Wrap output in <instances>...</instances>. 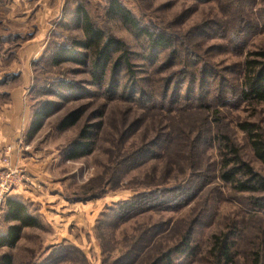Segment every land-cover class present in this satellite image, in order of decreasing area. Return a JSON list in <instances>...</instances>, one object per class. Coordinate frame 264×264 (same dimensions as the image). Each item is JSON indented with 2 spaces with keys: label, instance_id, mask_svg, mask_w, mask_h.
I'll list each match as a JSON object with an SVG mask.
<instances>
[{
  "label": "rangeland",
  "instance_id": "374dc122",
  "mask_svg": "<svg viewBox=\"0 0 264 264\" xmlns=\"http://www.w3.org/2000/svg\"><path fill=\"white\" fill-rule=\"evenodd\" d=\"M113 1L167 46L152 48L110 14ZM78 6L105 34L103 47L124 46L110 47L103 69L81 47ZM249 61L264 69V0H0V164L9 156L12 165L13 151L23 159L26 181L14 196L39 223L0 258L264 264V192L223 178V137L264 178L242 127L264 143V102L242 97ZM70 117L76 124L63 129ZM76 141H91V153L71 159ZM15 224L3 221L0 233Z\"/></svg>",
  "mask_w": 264,
  "mask_h": 264
},
{
  "label": "trees",
  "instance_id": "16d2710c",
  "mask_svg": "<svg viewBox=\"0 0 264 264\" xmlns=\"http://www.w3.org/2000/svg\"><path fill=\"white\" fill-rule=\"evenodd\" d=\"M109 13L121 18L127 25L131 26L134 30L141 31L146 39L150 42V45L154 49H163L167 46L168 40L163 35H156L147 29H142L139 26L137 19L132 16L122 5L117 2H112L110 5ZM77 17L80 16L82 19V30L86 37V42L82 48L86 50L95 51L97 55V61L95 68L96 70L103 69L104 64H100L105 58L109 59L111 55L110 47L115 46L116 49H124V46L119 41H109L106 46L103 47L105 42V34L98 30L95 24L90 20L88 13L85 9L78 6L76 9ZM123 47V48H122ZM59 53L54 57V60L59 62L61 55ZM128 68H130L129 59L126 54L122 56ZM247 80L245 83V88L242 92V97L245 100H254L258 103L264 102V69L259 71V63L254 61H249L247 63ZM46 107L38 109L35 113L34 120L32 122V129L29 132V136L36 133L42 126V122L47 116ZM77 117H70L64 121L62 128H68L74 126L77 122ZM252 137L253 150L259 160L264 164V143L259 136L253 133L251 126H242ZM82 140L92 139V134L88 131H83L81 135ZM223 146V160H224V174L223 178L232 183L240 192H264V178L257 175L249 165L240 162L238 156V151L234 148L226 137L222 138ZM91 141L88 143H82L81 141H76L71 150V159H78L91 153L92 149ZM225 151V152H224ZM227 158V159H226ZM229 158V159H228ZM236 164V167L230 168L231 164ZM229 168V169H228ZM243 178V179H242ZM246 181H245V180ZM16 223L15 225H10L5 233H0V249L16 247L21 239L22 232L25 228H36L38 227V220L30 214L27 205L20 200L18 197L12 195L8 198L5 210L1 215L0 227L2 222ZM222 254L229 259V251L226 245L221 247ZM179 251V248H176ZM169 255V254H168ZM170 256V255H169ZM166 256L165 260H170ZM0 264H13V258L10 254H4L0 258Z\"/></svg>",
  "mask_w": 264,
  "mask_h": 264
},
{
  "label": "built area",
  "instance_id": "2783aa9c",
  "mask_svg": "<svg viewBox=\"0 0 264 264\" xmlns=\"http://www.w3.org/2000/svg\"><path fill=\"white\" fill-rule=\"evenodd\" d=\"M9 155V152H7ZM26 181V173L20 166H12L9 156L0 164V221L7 200Z\"/></svg>",
  "mask_w": 264,
  "mask_h": 264
},
{
  "label": "crops",
  "instance_id": "0c3cea01",
  "mask_svg": "<svg viewBox=\"0 0 264 264\" xmlns=\"http://www.w3.org/2000/svg\"><path fill=\"white\" fill-rule=\"evenodd\" d=\"M4 126V125H3ZM4 136L3 135H1V139H0V146H2V144H3V142H2V140L4 139L3 138ZM11 161H12V165H14V166H19V165H22L23 164V159H21V157H20V155H19V153L18 152H16V151H13L12 152V155H11ZM15 163V164H14ZM24 165V164H23ZM22 165V166H23ZM21 167V166H20ZM36 170H34V171H32V173H34ZM30 173H31V171H30ZM38 174V173H37ZM36 174V175H37ZM17 192V191H16ZM15 192V194H17ZM14 194V195H15ZM27 198V197H26Z\"/></svg>",
  "mask_w": 264,
  "mask_h": 264
}]
</instances>
